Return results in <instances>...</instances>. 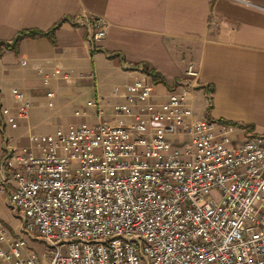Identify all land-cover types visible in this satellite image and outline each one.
Returning a JSON list of instances; mask_svg holds the SVG:
<instances>
[{
	"label": "built area",
	"instance_id": "2783aa9c",
	"mask_svg": "<svg viewBox=\"0 0 264 264\" xmlns=\"http://www.w3.org/2000/svg\"><path fill=\"white\" fill-rule=\"evenodd\" d=\"M83 18L95 50L108 24ZM184 75L161 103L139 75L121 90L131 105L108 114L87 103L97 124L6 146L0 195L21 225L11 237L0 223V264H264V136L240 140L232 125L194 119L198 65ZM12 95L16 113L1 107L0 117L16 128L29 103ZM26 239L48 256L39 262Z\"/></svg>",
	"mask_w": 264,
	"mask_h": 264
},
{
	"label": "crops",
	"instance_id": "0c3cea01",
	"mask_svg": "<svg viewBox=\"0 0 264 264\" xmlns=\"http://www.w3.org/2000/svg\"><path fill=\"white\" fill-rule=\"evenodd\" d=\"M84 15L108 24L95 50ZM57 23L51 37L27 36L11 48L20 31L46 33ZM0 43V108L16 113L13 89L29 103L16 128L0 117V160L6 146L27 148L30 132L97 124L88 102L98 100L108 114L115 104L131 105L121 90L139 75L154 84L152 100L161 103L184 81L190 62L202 86L193 91V118L232 125L240 140L264 136V0H0ZM99 69L121 83L100 93ZM88 93L93 100L79 104ZM54 97L56 108L44 112ZM14 215L6 193L0 195V223L11 237L20 233Z\"/></svg>",
	"mask_w": 264,
	"mask_h": 264
},
{
	"label": "rangeland",
	"instance_id": "374dc122",
	"mask_svg": "<svg viewBox=\"0 0 264 264\" xmlns=\"http://www.w3.org/2000/svg\"><path fill=\"white\" fill-rule=\"evenodd\" d=\"M111 71L110 70H107V69H99L98 70V74H97V78H98V82H101L103 84H105V86L103 88H100L99 87V92L100 93H107L114 85L118 84V83H121L119 82L118 79H114L112 78L110 75L109 76H105L106 74L110 73ZM102 76H105L102 78ZM90 92L93 93V89H90ZM44 95H45V90H44ZM93 97V95H91V93H88L86 94L85 96L81 97L80 100H79V104H83L85 105L86 102L88 100H90L91 98ZM55 100L56 98L54 97L53 101H52V107H46L44 108V112H52L54 110L53 107L56 108V103H55ZM93 100V99H91ZM45 102V100L43 101ZM14 104V103H13ZM54 128L55 127H51L49 126L47 130L45 131H40V130H36V132H39V133H54ZM168 140L173 143V144H176L177 142H179L178 140H175L173 141L171 138H168ZM180 142H185V139H181ZM14 213V212H13ZM17 214V213H15ZM15 219H16V215L13 216ZM18 221V219H16ZM21 225V224H20ZM20 225H19V229H20ZM8 231V230H7ZM8 233L11 235V233L8 231ZM26 244H27V248L29 250H31L32 253L35 254V256L37 257V259L40 261H42V259L46 256H48V250L47 248L42 244L40 243L38 240H29V239H26Z\"/></svg>",
	"mask_w": 264,
	"mask_h": 264
},
{
	"label": "trees",
	"instance_id": "16d2710c",
	"mask_svg": "<svg viewBox=\"0 0 264 264\" xmlns=\"http://www.w3.org/2000/svg\"><path fill=\"white\" fill-rule=\"evenodd\" d=\"M59 26V23L55 24L48 32L44 33V32H41V31H20L17 36L15 37V39L13 40V47L11 48H14L17 44V42L24 38V37H34V36H48V37H51L54 30H56ZM0 45H2V43H0ZM7 47H9L8 45H6ZM150 75L153 77V80L154 82H158V80H160L159 76L157 74H154L152 72H149ZM245 129H247V131H251L250 127H245Z\"/></svg>",
	"mask_w": 264,
	"mask_h": 264
}]
</instances>
